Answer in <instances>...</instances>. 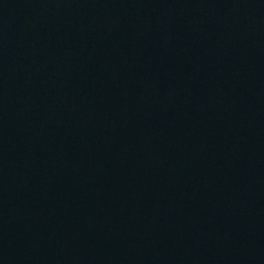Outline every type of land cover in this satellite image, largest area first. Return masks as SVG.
Wrapping results in <instances>:
<instances>
[{"label": "water", "instance_id": "obj_1", "mask_svg": "<svg viewBox=\"0 0 264 264\" xmlns=\"http://www.w3.org/2000/svg\"><path fill=\"white\" fill-rule=\"evenodd\" d=\"M0 264H264V0H0Z\"/></svg>", "mask_w": 264, "mask_h": 264}]
</instances>
